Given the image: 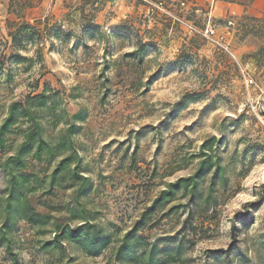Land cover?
Listing matches in <instances>:
<instances>
[{"label":"rangeland","instance_id":"1","mask_svg":"<svg viewBox=\"0 0 264 264\" xmlns=\"http://www.w3.org/2000/svg\"><path fill=\"white\" fill-rule=\"evenodd\" d=\"M37 20L53 26L38 57L36 45L22 61L0 49V125L47 90L44 135L74 126L89 184L51 188L60 159L7 167L22 142L10 137L0 201L12 173L33 174L44 216L0 219V264H264V0H0L7 39L9 23ZM202 162L197 195L143 216Z\"/></svg>","mask_w":264,"mask_h":264},{"label":"trees","instance_id":"2","mask_svg":"<svg viewBox=\"0 0 264 264\" xmlns=\"http://www.w3.org/2000/svg\"><path fill=\"white\" fill-rule=\"evenodd\" d=\"M44 24V26H43ZM43 26V28L41 27ZM7 28L8 37L11 40L3 36L0 31V49L10 48L13 50V54L8 58L11 60L15 58L17 61H22L24 58L18 52V50L25 49L28 45H36V55H40L42 51V45L47 37H51L53 34V26L43 23L41 20L36 21V25L30 23H9ZM90 29V24L87 25ZM62 30L59 29L54 35H60ZM4 61L7 59L6 55L3 56ZM33 62V60H31ZM1 64V63H0ZM1 66V65H0ZM1 70V67H0ZM49 86H47V89ZM31 93L27 100L24 102H13L8 109V115L0 125V151L4 152L9 149L7 141L12 139V144L15 143L18 137L22 138V142L17 146L16 153L7 160L6 166H17V170H23L27 167V159L42 163H53L57 159L60 161L57 163L55 169L51 172L48 179L50 181V187L60 185H67L70 183L69 188L78 185L75 191V195L82 194L88 187L89 180L78 171L79 163L77 160V153L75 151L71 135L74 130L73 125L65 131H61L55 137L44 135V126L42 118L44 115H50L51 108L47 106L46 101L48 98L47 90L41 94L32 95ZM210 144V140L205 141L202 144L201 154L203 157L208 158V153L205 151L206 147ZM11 146V145H10ZM76 161V163L73 162ZM202 162L200 168L194 175L187 178L182 177L176 181L168 183L166 188L162 190L152 205L145 211L143 216H146L150 210L160 206L161 208L175 202L178 194L183 191L182 197L190 195L193 198L198 193L197 179L203 170ZM74 166V167H72ZM38 186H42L39 178L33 174H13L10 177L8 187L6 188L7 197L5 200L0 201V219H3V227L10 221H13L16 217H20L29 223L42 224L43 216L38 213L33 206L30 205L29 195L37 191ZM37 187V188H36ZM176 206H172L170 210ZM75 210L72 209L71 213ZM76 217V216H74ZM143 223V219L137 222V226ZM60 237L61 231L57 228ZM133 232H129L124 238L122 244L118 249L119 256L127 254L131 249L129 244V237ZM5 237V233L2 235ZM121 260H123L121 258Z\"/></svg>","mask_w":264,"mask_h":264}]
</instances>
